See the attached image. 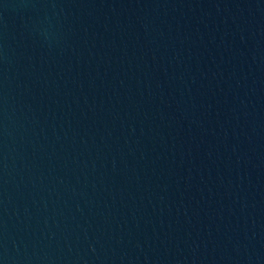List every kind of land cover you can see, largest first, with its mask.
Segmentation results:
<instances>
[{
	"label": "water",
	"instance_id": "95a60500",
	"mask_svg": "<svg viewBox=\"0 0 264 264\" xmlns=\"http://www.w3.org/2000/svg\"><path fill=\"white\" fill-rule=\"evenodd\" d=\"M0 264H264V0H0Z\"/></svg>",
	"mask_w": 264,
	"mask_h": 264
}]
</instances>
